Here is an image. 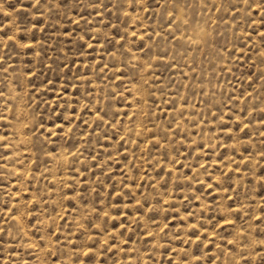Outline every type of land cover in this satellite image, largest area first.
Instances as JSON below:
<instances>
[{"label":"rangeland","instance_id":"obj_1","mask_svg":"<svg viewBox=\"0 0 264 264\" xmlns=\"http://www.w3.org/2000/svg\"><path fill=\"white\" fill-rule=\"evenodd\" d=\"M0 264H264V0H0Z\"/></svg>","mask_w":264,"mask_h":264},{"label":"snow or ice","instance_id":"obj_2","mask_svg":"<svg viewBox=\"0 0 264 264\" xmlns=\"http://www.w3.org/2000/svg\"><path fill=\"white\" fill-rule=\"evenodd\" d=\"M37 2H39V0H37Z\"/></svg>","mask_w":264,"mask_h":264}]
</instances>
